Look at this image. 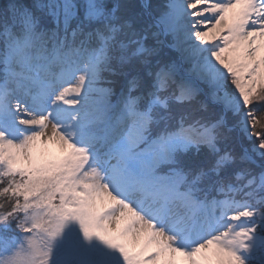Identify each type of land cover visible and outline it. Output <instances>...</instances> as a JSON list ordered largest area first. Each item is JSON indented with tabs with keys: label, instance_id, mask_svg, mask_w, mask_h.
Wrapping results in <instances>:
<instances>
[{
	"label": "rangeland",
	"instance_id": "1",
	"mask_svg": "<svg viewBox=\"0 0 264 264\" xmlns=\"http://www.w3.org/2000/svg\"><path fill=\"white\" fill-rule=\"evenodd\" d=\"M52 1L46 0L44 11L53 20L78 19L71 8L75 0ZM80 1L105 26L94 27L97 39L75 32L70 43L69 35L49 31L18 39L17 19L0 7V164L18 171L12 186L20 206L18 213L0 216V264L188 263L196 246L241 215L233 233L243 238L239 244L221 241L217 262L264 264V143L251 132V109L264 101V16L256 27L260 60L257 50L248 55L262 62L263 72L252 67L244 99L234 98L240 70L225 68L238 16L253 0H141V7L140 0H119L100 14L95 11L101 0ZM137 4L146 11L131 16L127 10ZM86 101L98 113L86 127L75 128L86 111L78 104ZM115 111L128 118L99 166L101 149L91 150V143L106 142L103 121ZM96 122L101 124L91 132ZM231 126L237 131L228 132ZM46 130L59 135L60 147L43 140ZM77 130L89 133L82 138ZM91 162L101 176L115 168L124 174L113 188L105 183L104 207L85 184ZM151 163L154 169L143 174V165ZM134 187L135 194L149 187L155 198L150 208H136L138 197L123 194ZM210 190L215 197L206 196ZM180 192L204 196L196 198V212L208 201L215 205L199 221L201 239L167 213ZM160 206L164 210L156 211ZM112 207L107 225L103 217ZM45 211L52 214L51 225ZM226 218L230 224L221 226Z\"/></svg>",
	"mask_w": 264,
	"mask_h": 264
},
{
	"label": "bare ground",
	"instance_id": "2",
	"mask_svg": "<svg viewBox=\"0 0 264 264\" xmlns=\"http://www.w3.org/2000/svg\"><path fill=\"white\" fill-rule=\"evenodd\" d=\"M263 16H264V4L263 3L259 4V1H257V0H253L252 3L250 5H248V7L245 10L242 11L241 15L238 16L239 19L237 20V25H236V29H235L238 36H237V39L235 41V48L232 52L233 54H232L230 60L228 61V67H225L226 69L237 68L240 70V73L243 76L242 83H240L237 87L238 93L236 94V96H234V98H236V97H241L242 99L245 98V97H243V95L249 89L250 81L252 79V76L250 73L252 67L254 68L256 66V68H259L260 71L263 72L262 62H259V64L257 65V64H255V60H251L250 58H248V55H250V53H252L253 50H255V51L257 50V53H256L257 60L258 61L260 60L261 50L258 48L260 45V37L258 35L259 30L256 29V27L262 23ZM95 27L97 28L98 25H96ZM90 32H91V34L88 35L89 37L93 36V38H94V36L97 35L95 30L93 32V29H90ZM79 34H81V33L79 32ZM98 38H99V36H98ZM94 39H97V38H94ZM73 40H74V34H72L70 36L69 42L71 43ZM234 98H231V99H234ZM231 99H229V102ZM120 104H121V102H120ZM78 105L80 106L79 108H84L83 110H86V111H84V112L82 111V112H80V114H78V118L80 121H79V123H77L78 124L77 126L75 125V128H81L84 126L86 127V122L88 120H90L89 118L98 113V106L94 102H91V101L81 102ZM29 108H30V106H29ZM118 113H119L118 111H115L113 113H109L108 114L109 117L107 118V120L103 121L104 123H107V131L105 133L106 137H107L106 142H104V140L100 141V138H97L98 139L97 142L91 143L92 139H90V143L93 146L91 148V150L95 151V149H97V148L101 149V151L99 152V155H97L98 156L97 157L98 162H99V163H97V165H99L101 163L103 164L106 159H109V157L106 158V151H107L106 147L111 145V143H110L112 141L111 139H115L114 137H116L117 135L120 134L121 130L123 129V125H124L123 121L124 120L127 121V118H128L127 116L120 117L121 115H117ZM13 114H15V112ZM131 116H132V114H131ZM17 117H19V116H17ZM100 124H101L100 122H96L95 124L91 125L89 127V128H91L90 131L91 132L95 131L96 127ZM179 130H181V129H179ZM99 131L103 132L102 129H100ZM75 133H77L76 134L77 136H80L83 138L89 132H87V131L80 132V130H77ZM43 137H44L43 140H46V142L49 143L50 145H52L53 147H60L63 143L59 139V135L55 132L50 131V130H46L43 134ZM98 145H100V146H98ZM129 145L131 146L132 144H128V146ZM259 147H262V146H259ZM257 149H258V151H257L258 153H262L263 150L261 148H257ZM116 161H117L116 158L115 159L112 158L111 164H114L113 166H116L117 165ZM88 167H89L87 169L88 172L85 171L86 176L84 177L87 190H89L88 192L90 194H92V196L94 198L97 199L99 205L104 207L105 204L102 202L100 195L107 196V195H105L106 194L105 183H107V185L112 186V188H113V186H117L116 184L121 179L124 178V174L122 172H120L118 170V168H115L113 170L114 172L113 171L112 172H106L103 176H101V175L97 174V169H96L97 167L95 166V164L93 162L88 164ZM153 169H154V165L152 163L149 165L145 164L142 167V173L148 174ZM104 180H106V181H104ZM176 188H177V186H175L174 192L176 191ZM182 188H183V185H182ZM148 190H149V187H147L145 189L141 188L138 190L139 193L135 194L136 190L134 187V190H131L128 194H126L128 192L127 190L123 191L124 193L123 192L122 193L124 195H133V196L135 195L134 198L138 197V199L136 201H134V203H133V205H135L136 208H139V207L140 208H146L147 207V209H148V207L149 208L151 207L150 205L153 203V201L155 199L151 196L152 193L148 192ZM184 192H186V191H184ZM184 192L178 193V195H179L178 197H180V198L175 200L174 202L171 201V204L169 203V206L167 208V213H169L170 216L175 215L173 217L174 218L176 217L175 220L181 223L179 227L183 228L184 232L187 231V233H191L192 237L195 236V238L197 237V239H201L203 237V235H202L201 229H199V225H198L199 221L203 217L210 216V214H212V212L214 211L215 205L212 204L211 201H208L206 203V206L204 205V207L202 208V211L198 210L196 212L194 209V207H195L194 205L196 203V198H203L204 196L202 195L200 197H197L195 195L193 197L192 195H188L187 193H184ZM206 196L208 198H213V197H215V194L212 191H210ZM106 209L108 211L105 212L103 219L107 225L108 224L111 225L112 218L110 217V215L111 216L113 215V213H111V212H114V211H111L113 209V207L112 208H106ZM162 209L164 210V208L162 206H160V207H157L155 210L158 211V210H162ZM241 216L238 217L235 221H231L232 225L229 223L230 222L229 218L224 219L222 221L221 226H223L225 223L226 224L229 223L230 225H228L226 229H222V230L220 229L214 235L210 236V238H208L205 243L203 242V244H199L198 246L195 245L196 247H195V250L193 252V259L188 263L182 262L181 264H218V262H217V251H218L217 246L220 245V242L227 240L229 242L239 244L241 239L243 238L241 233H239V234L233 233L234 229H236L235 224L237 223V221H240ZM113 222H114V220H113ZM124 223H125V220L121 221V224L124 225ZM176 253L178 254V256L181 255V252H176Z\"/></svg>",
	"mask_w": 264,
	"mask_h": 264
},
{
	"label": "trees",
	"instance_id": "3",
	"mask_svg": "<svg viewBox=\"0 0 264 264\" xmlns=\"http://www.w3.org/2000/svg\"><path fill=\"white\" fill-rule=\"evenodd\" d=\"M118 2L119 0H101L100 2L96 3V7L98 9L96 8L95 9L98 11H95V13L100 14L101 11L103 12V11L111 10L115 3H117V5L119 4ZM139 2H140L139 5L142 4L141 0ZM50 3H53L51 4V6H55L57 1L53 0ZM48 5L49 4H47L46 0H0L1 10H3V12L4 11L7 12V15L8 13H11V15H14V17L17 19L16 20L17 22H14V25L16 23L15 25L16 30L14 31V33L16 34V37L18 39L24 38L26 36H31V34L38 36L39 34L47 33L48 31L56 35H61V32L69 36L75 34V32H80L81 34L87 33L88 35H90L91 34L90 29H93L94 32V27L100 24V22H102V21H98V18H96L95 16L90 17V15H87L85 13L90 8L84 3V1H80V0L74 1V4L73 6H71V8L74 10V16H77L78 19H74L71 17L67 22H64L62 20H53L52 19L53 16H49L44 11L45 8L47 9ZM139 5L137 4L136 7H139ZM139 8H134L132 9V11L127 10V12H129L131 16H137L140 14V11L142 14L144 13V11H146L143 8L142 9ZM149 9H150L149 12L153 13L152 3L149 4L148 10ZM35 10H37L38 13L43 12V16L35 17L34 14ZM49 12L51 13V11ZM90 14H92V12ZM54 17L58 18L57 16ZM35 22L36 24L38 22L39 25L37 24L36 26ZM20 23H22V25H20ZM229 91L231 92V90ZM251 111L253 112L255 118L253 122V129L251 130V132L253 135H257L261 139L260 141L264 143V101L256 103L254 107L251 109ZM227 119L228 118L226 116L225 122L228 125H233V122L229 123ZM158 122H160L159 125L162 124V120H159ZM224 130H226L225 127ZM227 131L234 132L237 131V129L233 127L232 129H227ZM242 144L243 146L248 147L246 146V144L244 143ZM202 154L203 153H200L199 158L202 157ZM0 166H1L0 167V216L7 217L12 214H15L16 212L18 213L19 211L18 208H20V206L17 207V202L19 197L15 196L14 187L12 186V181L15 178L16 172L18 171H10L9 169L6 170L4 164L3 165L0 164ZM227 168H233V167L231 166ZM239 187L242 192L245 191L246 189V186H243L242 183L239 185ZM47 190L48 189L46 188V190L43 193V199L46 202L45 208L51 206L48 201ZM37 197L39 198V195ZM46 213L49 216V225H51L50 219L52 214L50 211ZM9 234L12 235L13 233L9 232Z\"/></svg>",
	"mask_w": 264,
	"mask_h": 264
}]
</instances>
